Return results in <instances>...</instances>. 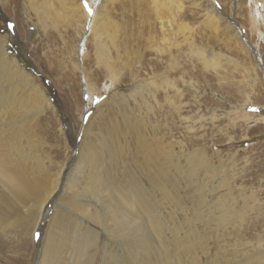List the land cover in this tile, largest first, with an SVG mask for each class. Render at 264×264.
Here are the masks:
<instances>
[{
    "label": "rangeland",
    "instance_id": "obj_1",
    "mask_svg": "<svg viewBox=\"0 0 264 264\" xmlns=\"http://www.w3.org/2000/svg\"><path fill=\"white\" fill-rule=\"evenodd\" d=\"M8 1L10 2L8 8L2 7V10L11 20L12 27L17 28V32L26 41L28 34L36 33L37 21L29 15L31 10L27 4L23 8L22 0ZM45 1L36 0V3L48 10L51 16L50 24L46 27V33L36 34L30 42H26L25 51L43 72V76L46 75L49 78L50 82L46 81L48 79L45 80L46 85H52L53 95L55 93L57 99L60 100L68 118L66 120L62 109L53 107L55 112L47 111L39 116L33 127V136L37 141L35 152L40 156L44 169L56 175L61 166L67 162L68 166L74 165L75 160L72 153L78 151V140L82 137L83 129L90 116L108 97L109 90H105L104 87L110 84V78L105 64L100 63L97 67L95 39L91 37V41L87 44L85 67H87L86 72L90 79L92 78V82H95L97 90L88 106V93L84 90L85 86L82 94L80 86L78 87L80 73L75 55L84 17L79 11L76 14L71 11L72 7L85 2L83 0H48L53 4L50 7ZM262 1L259 0L258 3ZM135 2L137 4V0H108L105 8L109 14L107 20L109 37L106 38L110 45L109 49L111 47L109 55L112 59L116 58L117 50L112 41L116 39L117 44H121L130 38V45L136 52L134 59L132 58L126 70L122 71L121 79L116 83L117 89L119 88L118 92L132 84L134 75L141 80L154 76L157 84L163 85L159 91H156L157 99L148 96L152 110L143 111V114H146L145 127L149 135L170 143V146L177 151L180 149L178 144L182 141L186 155L194 150L198 151L199 156L205 152L207 165L212 167L211 169L201 167L198 175L190 182L191 184L179 176L172 179L175 183L176 195L183 203L185 212L194 215L195 206L202 194L203 198L200 199L203 200L202 203L205 206L200 205L203 207L199 206V210L209 211L211 215L210 220L204 215L206 225L203 231L207 236L208 251L229 260L228 264H234L236 261L242 264H264V114L257 110L258 108L264 110V70L259 64L260 57L258 56L259 59H257L249 45L245 47L238 42L235 33L231 32L230 25L226 22L219 23L218 19L217 21L212 20L210 14V9L215 7L226 21L234 24L232 19L237 20L239 27L242 26L240 32L247 35L250 42L256 46V52H259L264 60V36L262 34L264 27L258 30L252 24L255 5L251 0H214L213 3H217L225 13L232 17L230 18L217 4L215 6L209 0H182L181 13L176 15L177 21L183 26L179 31L182 49L179 51V58L172 60L171 65H168L166 59L164 63L161 61V56L154 49L156 45H153L151 37L152 34L159 36L155 32H160L162 29H167V32L173 31L168 28L171 25L169 12L159 11L156 16L153 13V7L150 6L152 9L151 12L149 10L150 14L143 18L135 14L133 7L136 5ZM177 21H174L172 25L176 26ZM162 25L165 27L163 28ZM0 31L3 32L4 29ZM140 36L144 38V41L138 44L137 37ZM147 40L149 45H147ZM191 44L209 55L215 64L207 66L204 59L199 56L193 57L194 60H192L189 54ZM14 46L16 50H21L18 42ZM138 55L142 56V65L138 63ZM33 61H31L32 65ZM130 66L135 68L130 69ZM132 71L138 72L132 75ZM170 73L172 76L169 75ZM33 74L35 75L34 72ZM170 80L178 84L176 88L171 89L163 84L164 81L170 83ZM153 88L156 90V87ZM127 95L129 94L125 91L124 100L126 99L134 106L133 98ZM169 98L176 99L177 104H172ZM109 99L110 103L103 107L107 126L103 125L102 131L105 138H108L109 130L117 124L118 135L112 134L114 143L121 142L126 149L119 158L118 173L123 170L126 176H129L127 169L137 172L133 161L140 160L139 147L135 139L129 137L130 133L126 135L124 118L121 113H117L115 100L112 97ZM77 104L83 106V120L81 121L77 109L80 106ZM130 106L127 105L124 109L128 116L133 117V107ZM246 110L252 113L251 116L244 115ZM111 115L113 123L107 117ZM100 120L98 117L95 121V131L100 129L98 127L101 124ZM149 125L155 128L150 130ZM70 130L74 132L73 136L70 135ZM74 138L78 139L77 143ZM97 154L99 155L98 150ZM102 158L104 157L97 156V164ZM90 170L91 168L88 167L87 174ZM65 180L66 176L61 180L63 184ZM195 180L198 182L195 183ZM85 181L87 179H83L76 189L83 190ZM74 183L77 184L76 180ZM201 183L202 186L204 185L203 191L195 187ZM168 185L172 187L171 183ZM70 193L68 190L63 199L60 196L62 203L70 201ZM81 199H86L84 193ZM75 207L76 203L73 202L71 208ZM222 208L226 210L223 215L219 211H222ZM27 214L28 217L25 220L21 218L20 222L14 221L15 218H13L12 222L14 221L16 225L6 228L4 234L0 231V264H35L38 261L43 244L39 229L41 227L42 231L46 227L40 225L44 221L42 217L41 223L39 222L40 224L36 226L37 234L32 241L37 209L33 208ZM67 221H72V228L76 227L74 223L77 221V216L74 214ZM182 221L183 219H180L181 223ZM85 224V222L80 224L83 227L82 230L85 229ZM190 225L193 224H187V227L189 228ZM207 258L206 256L205 261Z\"/></svg>",
    "mask_w": 264,
    "mask_h": 264
},
{
    "label": "bare ground",
    "instance_id": "obj_2",
    "mask_svg": "<svg viewBox=\"0 0 264 264\" xmlns=\"http://www.w3.org/2000/svg\"><path fill=\"white\" fill-rule=\"evenodd\" d=\"M83 1L85 3L81 2L79 6L72 7L73 10L71 8L74 14L79 11L84 17L75 49L76 65L80 73L78 87L80 86L82 94L85 86L84 90L88 93L87 104L90 106L97 89L95 82H92V78L90 79L86 72L85 58L87 44L91 41L90 38L94 37L97 67L100 63L105 64L109 72L110 84L104 87L105 90H109V95L90 116L80 140L74 138L75 143L78 140V151L72 153L75 160L74 165L68 166L67 162L54 175L44 169L40 156L35 152L37 141L33 136V127L36 119L47 111L54 113V108H59L65 115V110L55 93L53 95L52 85H46L45 80L48 79L46 81L50 82L49 78L46 75L43 76V72L25 51L26 42H30L36 34L46 33L51 16L48 10L36 3V0H22L23 8L26 4L29 6L31 10L29 15L36 19L38 27H36V33L28 34L25 41L17 32V28L12 27L11 20L2 10L4 7L8 8L10 2L0 0V30L4 29L3 32L0 31V231L4 234L6 228L16 225L14 221L20 222L21 218L25 220L28 217L27 213L36 208L37 215L32 231V241L37 234L36 226L41 223L42 217L44 221L40 225L46 229L43 228L42 231L41 227L39 229L43 244L35 264H207V262L226 264L229 260L218 257L207 249V236L203 231L206 225L204 215L208 220L211 215L209 211L199 210V206L204 205L201 200L203 195L201 194V199H198L194 215H190L185 212L183 203L176 195L175 183L172 181L173 178L176 179L179 176L190 183L198 175L201 167L211 169L212 167L207 165L206 153L203 152L202 156H199L198 151L194 150L186 155L182 141L178 144L180 149L177 151L170 146V143L149 135L145 127L146 114L144 115L143 111L152 110L150 97L156 98V91H159L163 85L157 84L154 76L141 80L134 75L132 84L125 90L123 89L124 91L118 92L119 88L117 89L116 83L121 79L122 71L131 63L132 58L134 59L135 49L130 45L128 36L127 41L121 44H117V39L112 40L117 50L116 58L112 59L109 55L111 47L109 49L110 45L106 40L109 37L107 35L109 14L105 9L108 0ZM209 1L216 6L217 3L214 4V0ZM251 1L255 5L252 24L259 30L264 27V0L259 3V0ZM45 2L47 6H53L50 1ZM150 6L153 7V13L156 16L159 11L169 12L171 25L168 28L173 31L167 32V29H162L160 32H155L159 36L151 32L150 34H152L153 45H156L154 49L160 54L158 55L161 56V61L164 63L166 59L168 65H171L172 60L179 58V51L182 49L179 31L183 26L176 19V15L182 10V0H137V4L133 7L135 14L144 18L150 14L149 10L150 12L152 10ZM219 8L222 10L220 6ZM210 14L212 20L217 21L218 19L219 23L226 22L230 25L231 32L235 33L241 45L245 47L249 45L253 52L257 51L247 35L240 32L242 26L239 27L237 20L232 19L234 24L226 21L215 7L210 9ZM174 21H177L176 26L172 25ZM162 27L164 28L165 25ZM262 34L264 36V33ZM137 41L141 44L144 38L137 37ZM16 42L21 50H16L14 46ZM189 54L192 60H194L193 57H202L207 66L215 64L209 55L196 49L193 44L190 45ZM255 55L257 59H259L258 56L260 57L259 64L264 70L262 56L259 52ZM137 59L140 65L143 60L142 56L138 55ZM131 68L135 67L130 66ZM135 72L132 71L131 74ZM175 83L170 80V83L164 81L163 84L174 89L178 85ZM153 87H156V90ZM125 91L128 92V97L133 98L134 106L126 99L124 100ZM48 95H51V98ZM148 96H150L149 101ZM111 97L115 100L117 113H121L124 118L126 135L130 133L129 137L135 139L139 147L140 160L133 161L137 172L127 169L129 176H126L123 170L118 173V161L126 149L121 142L114 143L112 134L118 135L117 124L109 130L110 140L105 138L102 131L103 125L107 126L103 107L110 103L109 98ZM169 100L172 104H177L176 99L169 98ZM77 105L80 106L77 109L81 121L83 106L82 104ZM127 105L133 107V117L126 113L124 107ZM257 110L264 114V110L260 108ZM251 114L246 110L244 115L251 116ZM112 115L107 117L113 123ZM98 117L101 119V124L98 126L100 129L95 131V121ZM65 118L68 119L66 115ZM153 128L155 126L151 125L149 129ZM70 135H74L72 130H70ZM97 150L99 155L104 157L98 164ZM88 167L91 170L87 174ZM64 176H66L65 184L61 181ZM83 179L87 181H85L83 190L80 191L76 187ZM75 180L77 184L74 183ZM197 182L195 180V183ZM168 183H171L172 187H169ZM202 183L197 186L192 185L199 191H203ZM68 190L71 192V199L62 203L60 196L63 199ZM83 193L86 197L84 200L81 199ZM73 202L76 203L75 208H71ZM219 211L222 215L226 212L224 209ZM74 214L77 216V221L74 223L76 227L72 228V221L67 220ZM13 218L15 219L12 222ZM179 218L183 219L182 223ZM82 222L86 223L84 230L80 226ZM190 223L194 226L190 225L188 228L187 224ZM206 256L208 258L205 261ZM234 264L242 263L236 261Z\"/></svg>",
    "mask_w": 264,
    "mask_h": 264
},
{
    "label": "water",
    "instance_id": "obj_3",
    "mask_svg": "<svg viewBox=\"0 0 264 264\" xmlns=\"http://www.w3.org/2000/svg\"><path fill=\"white\" fill-rule=\"evenodd\" d=\"M254 53L257 54L256 51H254ZM261 63H262V62H261Z\"/></svg>",
    "mask_w": 264,
    "mask_h": 264
}]
</instances>
